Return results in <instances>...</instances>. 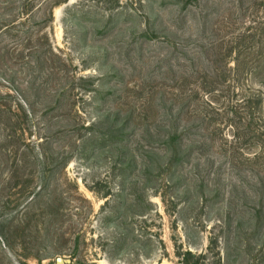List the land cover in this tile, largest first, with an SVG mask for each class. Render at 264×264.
Masks as SVG:
<instances>
[{
  "label": "rangeland",
  "instance_id": "374dc122",
  "mask_svg": "<svg viewBox=\"0 0 264 264\" xmlns=\"http://www.w3.org/2000/svg\"><path fill=\"white\" fill-rule=\"evenodd\" d=\"M0 97V264H264V0H0Z\"/></svg>",
  "mask_w": 264,
  "mask_h": 264
},
{
  "label": "trees",
  "instance_id": "16d2710c",
  "mask_svg": "<svg viewBox=\"0 0 264 264\" xmlns=\"http://www.w3.org/2000/svg\"><path fill=\"white\" fill-rule=\"evenodd\" d=\"M7 104L8 102L0 97V153L4 156V159L0 160V173L9 169L5 178L17 179L18 171L13 173V176L10 172L15 169L14 160L19 157V142L24 141L23 137L26 136L27 131L21 127L18 116Z\"/></svg>",
  "mask_w": 264,
  "mask_h": 264
}]
</instances>
